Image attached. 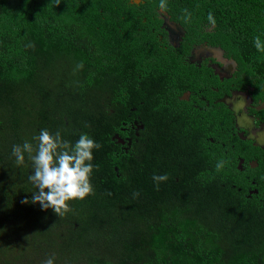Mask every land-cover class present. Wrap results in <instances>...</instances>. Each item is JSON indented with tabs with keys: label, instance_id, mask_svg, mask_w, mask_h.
Listing matches in <instances>:
<instances>
[{
	"label": "trees",
	"instance_id": "obj_1",
	"mask_svg": "<svg viewBox=\"0 0 264 264\" xmlns=\"http://www.w3.org/2000/svg\"><path fill=\"white\" fill-rule=\"evenodd\" d=\"M158 4L0 0V264H264V149L215 102L232 89L264 102V0ZM203 42L235 61L230 77L188 60ZM41 129L100 145L93 192L60 214L24 203L32 162L12 155Z\"/></svg>",
	"mask_w": 264,
	"mask_h": 264
},
{
	"label": "clouds",
	"instance_id": "obj_2",
	"mask_svg": "<svg viewBox=\"0 0 264 264\" xmlns=\"http://www.w3.org/2000/svg\"><path fill=\"white\" fill-rule=\"evenodd\" d=\"M159 9L168 7L167 0H159ZM208 20L215 23L211 13ZM264 32L253 37V45L258 52L264 53ZM81 62L77 68H83ZM37 144L25 140L22 144L12 146V155L15 157L17 165L25 163V153L32 162V172L29 174V181L35 186L37 191L32 193L24 203L31 202L39 204L41 210L52 209L60 214L62 210H67L69 201L80 198L83 199L93 192L92 175L96 167L92 161L94 150L100 147L89 134L83 133L73 144L65 140L62 133L57 130L55 133L48 129H41L38 136L33 137ZM224 166V161L217 163V169ZM153 180L159 187L160 182L168 179L167 174H153ZM138 195V193H134ZM42 264H55V257L49 256Z\"/></svg>",
	"mask_w": 264,
	"mask_h": 264
},
{
	"label": "flooded vegetation",
	"instance_id": "obj_3",
	"mask_svg": "<svg viewBox=\"0 0 264 264\" xmlns=\"http://www.w3.org/2000/svg\"><path fill=\"white\" fill-rule=\"evenodd\" d=\"M166 25L170 31L169 36H170L171 43L174 44L175 46H178L180 41L178 39H175V35H174V30L178 26L176 25V23L171 22L168 19L166 21ZM181 35H182V33H181ZM196 48H197V50H196ZM193 50H196L195 53L200 54L199 55L200 61L199 62H192V63H196L197 65L201 66L204 61H208V66H211L215 70V73L220 75L221 79H223L224 77H230L231 76V74H229V73L233 71L234 66H235V61H233L232 59H227V58L223 57L224 51L222 48L215 47V46H212V45H209V44L203 42L201 44H196L192 48V51ZM192 51H191L189 57L191 56ZM218 54L221 57H219ZM209 55H214L215 57L213 59H211V58H209ZM216 56H218L217 57L218 60H217ZM188 60H189V58H188ZM215 65H219L217 67V69H216ZM223 75H225V76H223ZM214 90L217 92L219 89L217 87H215ZM244 93H246V97L248 96L247 97L248 104H247L246 108H243L242 102H239L237 100L238 97H240L241 94H244ZM186 94H188V97H185ZM191 97H192V93L190 91H186L181 96V98L185 99V100H190ZM200 97H201V99L206 100L205 95L200 96ZM223 99H225V101H222ZM219 101L228 104V106L234 111V114L236 117L235 118V124H236V127L238 129H240L238 131L239 136L243 140H246V141L248 139L252 140L253 144L255 146L261 147L264 149V143L260 142L259 137H258V135L260 133L262 134V131L264 130V120H262L261 115H259L257 113V111H260L261 109L264 108V102L262 104L254 106L253 102H252L253 98H252L251 94L249 93V91H239L237 89H232L230 94H225L224 96L219 97L215 100L216 103ZM207 104H209L208 101H207ZM253 107L257 111H253L252 110ZM251 111H253V113ZM241 114H243V116H245V118L249 119L248 124H243V123L241 124L240 121H241V118L243 117V116H241ZM134 123H137V121H135ZM263 134H264V132H263ZM249 152H250V150H249ZM244 165H245V167H242ZM258 166H259L258 158H255V157H252L251 160L250 159L247 160L245 158H242L240 163H239V167L243 170H247L249 167L256 168Z\"/></svg>",
	"mask_w": 264,
	"mask_h": 264
},
{
	"label": "rangeland",
	"instance_id": "obj_4",
	"mask_svg": "<svg viewBox=\"0 0 264 264\" xmlns=\"http://www.w3.org/2000/svg\"><path fill=\"white\" fill-rule=\"evenodd\" d=\"M165 17V16H164ZM167 19H168V17H167ZM165 26H166V21H165ZM167 27V26H166ZM181 35V31H179V35H177V36H175V39H178L179 41L181 40V38H182V35H183V33H182V35ZM180 36V37H179ZM178 37V38H177ZM174 39V38H173ZM196 50H197V48H196ZM196 50H193L192 51V54H191V56L189 57V60L191 61V62H199L200 61V54H197V53H195L196 52ZM218 56L219 57H221L219 54H218ZM218 56H216V58L218 57ZM215 56L214 55H209V58H211V59H213ZM220 59V58H219ZM217 60H218V58H217ZM219 65H215V67H216V69H217V67H218ZM235 66H236V64H235ZM235 66H234V69H233V71L232 72H230L229 74H233L234 73V71H235ZM224 73V72H223ZM223 76H225V75H223ZM185 97H188V94H186L185 95ZM248 97V96H247ZM247 97H246V93H244V94H241V96L240 97H238V101L239 102H242V107L243 108H246L247 107V104H248V99H247ZM241 116H243V114H241ZM241 124L243 123V124H248L249 123V119L248 118H245V116H243L242 118H241ZM263 132H264V130L262 131V134L260 133L259 135H258V137H259V140H260V142H262V143H264V134H263Z\"/></svg>",
	"mask_w": 264,
	"mask_h": 264
},
{
	"label": "bare ground",
	"instance_id": "obj_5",
	"mask_svg": "<svg viewBox=\"0 0 264 264\" xmlns=\"http://www.w3.org/2000/svg\"><path fill=\"white\" fill-rule=\"evenodd\" d=\"M178 27L174 30V35L177 36L179 35V31H181V33H183V29L179 24H176Z\"/></svg>",
	"mask_w": 264,
	"mask_h": 264
},
{
	"label": "water",
	"instance_id": "obj_6",
	"mask_svg": "<svg viewBox=\"0 0 264 264\" xmlns=\"http://www.w3.org/2000/svg\"><path fill=\"white\" fill-rule=\"evenodd\" d=\"M222 101H225V99H223ZM117 137H118V136H117ZM120 141H121V142H124V140H123V139H121ZM130 144H131V141H130Z\"/></svg>",
	"mask_w": 264,
	"mask_h": 264
}]
</instances>
